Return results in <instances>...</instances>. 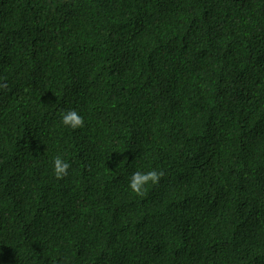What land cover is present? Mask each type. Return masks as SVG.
<instances>
[{
  "label": "trees",
  "instance_id": "obj_1",
  "mask_svg": "<svg viewBox=\"0 0 264 264\" xmlns=\"http://www.w3.org/2000/svg\"><path fill=\"white\" fill-rule=\"evenodd\" d=\"M0 264H264V0H0Z\"/></svg>",
  "mask_w": 264,
  "mask_h": 264
},
{
  "label": "clouds",
  "instance_id": "obj_2",
  "mask_svg": "<svg viewBox=\"0 0 264 264\" xmlns=\"http://www.w3.org/2000/svg\"><path fill=\"white\" fill-rule=\"evenodd\" d=\"M60 122L64 127L75 130L83 127L84 118L75 109H68L61 113ZM69 167L68 161L61 156H56L52 161V171L57 179L65 177L68 174ZM160 175H162V173L155 169L134 171L128 180V187L132 192L141 194L144 187L150 182L156 183Z\"/></svg>",
  "mask_w": 264,
  "mask_h": 264
}]
</instances>
